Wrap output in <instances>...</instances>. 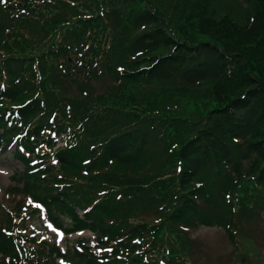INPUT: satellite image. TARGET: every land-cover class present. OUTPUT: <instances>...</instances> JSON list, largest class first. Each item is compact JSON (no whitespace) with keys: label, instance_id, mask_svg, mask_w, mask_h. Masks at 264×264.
Masks as SVG:
<instances>
[{"label":"trees","instance_id":"obj_1","mask_svg":"<svg viewBox=\"0 0 264 264\" xmlns=\"http://www.w3.org/2000/svg\"><path fill=\"white\" fill-rule=\"evenodd\" d=\"M221 1L0 0V154L25 196L0 264H198L192 230L237 244L264 219V0ZM30 199L95 245L28 232Z\"/></svg>","mask_w":264,"mask_h":264},{"label":"rangeland","instance_id":"obj_2","mask_svg":"<svg viewBox=\"0 0 264 264\" xmlns=\"http://www.w3.org/2000/svg\"><path fill=\"white\" fill-rule=\"evenodd\" d=\"M220 3L222 4L216 5L219 13L215 15V19L226 13H230L235 19L246 17L245 8L240 1L222 0ZM173 21L175 20L173 19ZM176 21H179V19H176ZM100 85V81L94 82V91ZM185 95L191 94L185 92ZM192 95L195 98H200L201 96L196 93ZM193 103L189 107L190 110L194 107L200 108L199 103L192 106ZM202 107L204 109V105ZM16 169L22 170L23 168L21 164L13 160L11 153L0 154V219L2 221L6 212L14 208L16 200L25 197L23 194H14L9 191L10 188L17 186L12 180ZM61 221L65 224L68 223L67 219H62ZM28 228V231L32 232L33 235L43 236V239L47 240H51L52 236L56 234L48 225V221L41 216H35L31 226H28ZM236 233L237 244H234L222 228L200 227L192 230L191 236L196 241L195 257L198 264H264V219L256 217L252 221L242 220ZM56 235L58 236V234ZM79 239H89L90 245L95 244L93 241L95 236L87 231L70 235L67 238L63 236V239L59 237L58 241L63 251H66L67 246L72 247Z\"/></svg>","mask_w":264,"mask_h":264},{"label":"snow or ice","instance_id":"obj_3","mask_svg":"<svg viewBox=\"0 0 264 264\" xmlns=\"http://www.w3.org/2000/svg\"><path fill=\"white\" fill-rule=\"evenodd\" d=\"M0 87H3L2 85H0ZM29 204H32L33 202L31 200L28 201ZM37 208H40L41 206L40 205H36ZM51 227V226H50ZM53 231H56V229H53ZM58 235L60 236L61 239H63V233H58ZM59 243V241H57ZM138 243V242H137ZM107 251L111 252L112 250L111 249H107ZM63 264V262H62Z\"/></svg>","mask_w":264,"mask_h":264}]
</instances>
